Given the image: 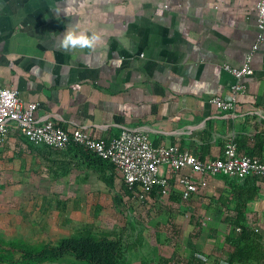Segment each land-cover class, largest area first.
<instances>
[{
    "label": "crops",
    "instance_id": "1",
    "mask_svg": "<svg viewBox=\"0 0 264 264\" xmlns=\"http://www.w3.org/2000/svg\"><path fill=\"white\" fill-rule=\"evenodd\" d=\"M257 1L0 0V85L17 88L24 106L38 101L36 118L52 116L66 129L81 127L106 142L130 128L154 144L176 143L216 158L231 138L240 153L264 161V39L251 56L253 71L243 79L236 109L209 101L230 95L235 77L223 65L246 60ZM69 30L97 39L92 48L65 49ZM26 147L10 136L0 151L28 153ZM162 172L169 193L134 199L164 217V225L157 222L167 243L161 258L264 264L263 177L210 174L184 198L177 175L166 166ZM238 224L246 227L241 243L255 250L230 261Z\"/></svg>",
    "mask_w": 264,
    "mask_h": 264
},
{
    "label": "rangeland",
    "instance_id": "2",
    "mask_svg": "<svg viewBox=\"0 0 264 264\" xmlns=\"http://www.w3.org/2000/svg\"><path fill=\"white\" fill-rule=\"evenodd\" d=\"M26 148L34 156L0 151V264H89L70 255H25L64 238L118 240L123 264L161 259L167 243L157 222L164 225V217L140 209L113 166L88 165L76 147Z\"/></svg>",
    "mask_w": 264,
    "mask_h": 264
},
{
    "label": "built area",
    "instance_id": "3",
    "mask_svg": "<svg viewBox=\"0 0 264 264\" xmlns=\"http://www.w3.org/2000/svg\"><path fill=\"white\" fill-rule=\"evenodd\" d=\"M255 26V40L243 64L238 67L223 65L233 74L235 81L230 85L229 97L219 94L209 97L218 109H236L237 96L245 89L243 79L253 71L249 64L251 56L264 39V0L257 1ZM38 104L34 100L24 106L17 88L0 85V147L10 136L20 137L26 146L86 147L113 165L121 176L123 190L132 199L146 200L155 186L159 187V194L169 193V178L162 172L163 166L177 175L184 198L204 186L210 174L223 173L237 180L249 176L264 178V161L239 153L231 138L224 141L222 153L216 158H201L176 143L154 144L147 134L130 128L121 129L117 136L106 142L86 134L81 127L66 129L52 116L36 118L34 111ZM182 168H189L191 173L198 175L197 179L193 178L194 174L181 173Z\"/></svg>",
    "mask_w": 264,
    "mask_h": 264
},
{
    "label": "trees",
    "instance_id": "4",
    "mask_svg": "<svg viewBox=\"0 0 264 264\" xmlns=\"http://www.w3.org/2000/svg\"><path fill=\"white\" fill-rule=\"evenodd\" d=\"M73 147L79 148L82 157L90 166H94L99 169H104L107 164L113 166L107 159L98 156L94 151L86 147L79 145ZM153 191L158 192L159 187L155 186L150 194ZM238 225L240 229L237 233V240L234 239L236 240L235 252L230 254V261L234 258L244 259L253 255L250 251L252 250L251 247L247 249L245 248V245L241 243V238H243L242 235L246 227L242 224ZM25 255L32 258L47 256L61 257L64 255H70L77 260H81L89 264H123L124 247L118 240L105 239L100 241L87 242L82 239L64 238L57 244L44 245L40 250L35 252L28 251L25 253ZM158 263L169 264V259L161 258L158 260Z\"/></svg>",
    "mask_w": 264,
    "mask_h": 264
},
{
    "label": "clouds",
    "instance_id": "5",
    "mask_svg": "<svg viewBox=\"0 0 264 264\" xmlns=\"http://www.w3.org/2000/svg\"><path fill=\"white\" fill-rule=\"evenodd\" d=\"M97 38L95 36H88L84 33H77L73 30H69L62 39V46L65 49H75L79 48H92L95 40Z\"/></svg>",
    "mask_w": 264,
    "mask_h": 264
}]
</instances>
